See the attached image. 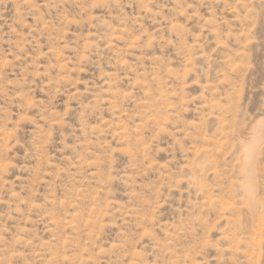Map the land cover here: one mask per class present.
Listing matches in <instances>:
<instances>
[{
  "label": "rangeland",
  "instance_id": "obj_1",
  "mask_svg": "<svg viewBox=\"0 0 264 264\" xmlns=\"http://www.w3.org/2000/svg\"><path fill=\"white\" fill-rule=\"evenodd\" d=\"M0 264H264V0H0Z\"/></svg>",
  "mask_w": 264,
  "mask_h": 264
}]
</instances>
